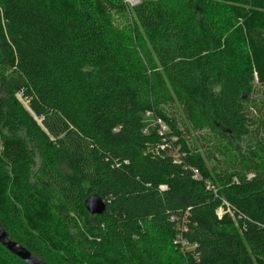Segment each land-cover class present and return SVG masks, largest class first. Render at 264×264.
<instances>
[{"label":"trees","instance_id":"1","mask_svg":"<svg viewBox=\"0 0 264 264\" xmlns=\"http://www.w3.org/2000/svg\"><path fill=\"white\" fill-rule=\"evenodd\" d=\"M232 1L251 2L140 0L135 41L114 23L123 0H0V224L13 241L46 264H264V92ZM246 24L264 52V22ZM94 194L99 216L85 209ZM0 262L25 264L1 244Z\"/></svg>","mask_w":264,"mask_h":264},{"label":"rangeland","instance_id":"2","mask_svg":"<svg viewBox=\"0 0 264 264\" xmlns=\"http://www.w3.org/2000/svg\"><path fill=\"white\" fill-rule=\"evenodd\" d=\"M129 0H123L124 8L123 10H120L117 12V14L114 15V23L115 25L122 29L123 31H126L129 35H132V37L137 41L138 34L144 36L143 31L140 29V27L137 25L136 20L133 16L132 7L138 5L140 3V0H137L135 5H132V3L128 2ZM229 8L236 10L238 13L241 14L239 18V25H243L244 33L242 35V48L245 50L247 56H248V62L250 63L253 73H254V84L256 88L264 92V52H261L255 48V45L253 42L247 37L246 34V22L248 21H258L261 19L264 22V0H251L249 4H242L240 2L232 1L229 3ZM246 17V21H244V18ZM218 22L221 21L219 24L221 28H224L226 25L225 23L220 19L218 16ZM137 29L138 32H137ZM133 34L135 36H133ZM20 99V97L18 96ZM22 103L26 108L29 107V103L27 100H22ZM0 144L2 146L1 150H3V141L0 140ZM216 164V163H215ZM226 162L223 161V163L219 166L220 169H225L227 167ZM211 166H214V164H210ZM225 215V214H224ZM223 215V216H224ZM222 216V217H223ZM43 221V220H42ZM53 222V220H52ZM50 220H47L46 224L43 228V235L46 238H49L52 234L50 229L54 228L53 223ZM42 226V227H43ZM56 231V229L54 228ZM36 232H40L38 230H34ZM164 242V253L168 260H170L172 257H177L178 255V241L177 238H175L174 241L171 240H163ZM187 249V248H186ZM189 248L187 249V251ZM174 255V256H173ZM0 264H3L0 262Z\"/></svg>","mask_w":264,"mask_h":264},{"label":"water","instance_id":"3","mask_svg":"<svg viewBox=\"0 0 264 264\" xmlns=\"http://www.w3.org/2000/svg\"><path fill=\"white\" fill-rule=\"evenodd\" d=\"M85 209L90 215L99 216L106 211V202L97 194L91 195L85 201ZM0 244L10 254L17 257L25 264H46L40 257L30 252L25 247L13 241L0 224Z\"/></svg>","mask_w":264,"mask_h":264},{"label":"built area","instance_id":"4","mask_svg":"<svg viewBox=\"0 0 264 264\" xmlns=\"http://www.w3.org/2000/svg\"><path fill=\"white\" fill-rule=\"evenodd\" d=\"M128 2H129V3H132V5H135L136 2H137V0H129ZM19 97L21 98L22 96L19 95ZM147 116H148V117H151V114L148 113ZM157 124H158V126H159V132H160L161 134H165V133L168 131V127H167V125L164 124L161 120H158V121H157ZM161 150H163V151L166 150V146H162V147H161ZM196 176H198V172H196ZM209 188L212 189L211 186H210ZM224 205H225L226 207H228V204L224 203ZM225 213H226V211H225L223 208H221V209L218 211V216H219V218H222V216H223Z\"/></svg>","mask_w":264,"mask_h":264}]
</instances>
